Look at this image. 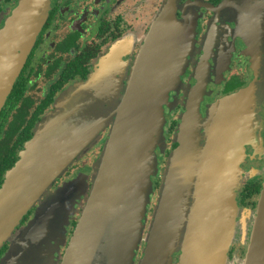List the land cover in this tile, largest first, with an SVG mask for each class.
<instances>
[{
    "label": "water",
    "instance_id": "1",
    "mask_svg": "<svg viewBox=\"0 0 264 264\" xmlns=\"http://www.w3.org/2000/svg\"><path fill=\"white\" fill-rule=\"evenodd\" d=\"M29 25L30 20L18 11L0 30V113L34 43ZM161 29L154 27L146 37L117 106L102 108L104 115L99 121L110 120L112 130L69 242L66 230L85 194L84 185H77L76 180L42 202L24 229H16L53 182L94 144L99 125L90 117L98 107L90 105L91 99L103 93L113 101L120 91L112 87H120V80L114 77L113 83L108 81L113 74L108 63L104 64L90 79L66 90L56 101L55 110L38 123L34 137L0 188V250L7 243L11 245L0 264H133L143 240L146 243L139 264H175L176 253L180 255L176 264H227L233 241L248 244L244 264H264V181L256 211L238 206L228 189L233 185L232 161L239 157L240 138L245 140L244 127L250 133L253 130L254 137L256 132L262 137L264 96L258 87L264 80V60L256 80L224 96L206 118L200 110V86L194 85L187 94V110L174 139L177 146L166 165L145 238V217L154 192L151 164L157 145L164 139L165 106L171 89L181 80L177 71L186 46L183 33ZM108 82L107 91L95 90L94 86ZM253 91L255 106L250 109ZM246 112L252 116L247 117ZM193 142L198 149L188 173ZM32 144L34 151L29 149ZM243 183L241 172L235 177L236 196ZM234 201L240 222L237 217L232 219ZM223 211L226 213L221 217ZM219 218L223 228L213 237ZM249 219L252 227L247 228ZM237 225L242 232L239 236ZM248 231L250 237L246 238ZM64 246L67 249L61 261H55L53 257L57 260L56 253L62 254Z\"/></svg>",
    "mask_w": 264,
    "mask_h": 264
},
{
    "label": "flooded vegetation",
    "instance_id": "2",
    "mask_svg": "<svg viewBox=\"0 0 264 264\" xmlns=\"http://www.w3.org/2000/svg\"><path fill=\"white\" fill-rule=\"evenodd\" d=\"M256 2L260 5L256 10L260 12L261 27L264 24V0H0V18L8 14L4 23L22 11L30 20L29 28L34 41L0 113V142L11 141L9 154H17L16 164L27 142L34 137L38 123L55 110L58 98L73 85L98 73L100 67L112 58L122 63L119 65L121 67L111 68L110 74L121 83L120 87L112 88L122 92L128 85L126 75L129 73V63L138 57L152 29L155 27L159 31L163 25L161 30L173 28L177 35L183 33L182 43L186 42L182 55L185 63L177 71L181 80L178 79L179 83L171 89L165 106L169 145L163 152L158 149L159 161L162 159L160 167L164 168L177 146L174 139L181 122L180 115L187 110L185 95L195 84L200 86V110L203 118H206L208 111L218 105L224 96L238 92L256 80L260 62L264 60V40L259 50L248 52L250 38L244 33L247 29L260 32L253 24L247 27L248 18L244 14L248 10V14L251 13ZM255 21L253 19L251 22ZM252 40L254 44L259 42L256 38ZM123 60L126 61L124 66ZM106 99V95L98 93L91 99L90 105L98 106V111H93L90 118L98 120L96 123L100 126H97L99 133L95 145L90 150L86 149L83 156L80 155L53 182L24 217L16 232L28 225L42 202L66 184L76 180L77 185H84V192L93 185L85 175H91L94 162L102 155L112 130L108 124L110 120L99 121L104 115L102 108L110 106V102H103ZM262 118L263 123L264 104ZM246 147L249 155L242 166L248 172H258L254 178L244 180L238 201L241 207L256 211L264 181V175L260 174L264 172V152L256 154L252 145ZM11 168L3 173L0 188ZM161 181V173L153 179L156 197ZM71 217L66 242L71 240L81 215L76 212ZM143 242L135 256L136 264L143 257L146 241ZM10 247V243H7L0 250V262ZM66 249L67 246H64L62 254L56 253L57 260L61 261ZM247 251L248 247L243 244L231 245L227 264H235V259H243ZM179 256V253L174 254V262L179 261Z\"/></svg>",
    "mask_w": 264,
    "mask_h": 264
},
{
    "label": "rangeland",
    "instance_id": "3",
    "mask_svg": "<svg viewBox=\"0 0 264 264\" xmlns=\"http://www.w3.org/2000/svg\"><path fill=\"white\" fill-rule=\"evenodd\" d=\"M252 7V6H251ZM260 7V5L258 4V2H256L255 3V8L254 7H252V12L254 13V14H252V12L251 13H249L246 17L248 18V22H247V27L249 28V27H251V25L253 24L254 26H255V28L257 29H260V32H259V30L257 31V30H255V29H251V30H246V32H244L245 33V35L246 36H248L249 38H250V41L248 42V47H247V50L246 51H248V52H256L255 51V49H257V50H259L260 48H261V43H263V40H264V28L262 29L261 27L264 25V24H262V26L260 27L259 26V23L261 22V20H260V15H259V11L258 10H256L257 8H259ZM7 16H8V14H6L4 17H3V19L2 18H0V30L4 27V25H5V20H6V18H7ZM250 19H251V21L254 19V20H256L255 22H251L250 21ZM262 23V22H261ZM177 25H179V24H177ZM254 38H256V41L258 42V44H254L253 43V40L252 39H254ZM130 47H131V44L130 45H128V49L130 50ZM262 50H263V48H262ZM136 59H137V57H136ZM136 59H133L130 63H129V65H128V68H129V73L126 75V79H127V83H129V79L131 78V74H132V69H133V65H134V62H135V60ZM121 62H123V66L125 65V62L126 61H121ZM129 62V61H128ZM185 63V60L184 61H182V64L181 65H183ZM120 64H122V63H120L119 62V60L117 59V58H112V59H110V60H108V66L107 67H109V68H112V67H118ZM101 69H103V67L101 66L100 67ZM184 71H185V69H184ZM91 78V76L88 78V79H90ZM112 80H113V82H114V75H112V77H109V79H108V81H110V82H112ZM87 81V80H86ZM118 81V80H117ZM82 82H84V81H82ZM110 82H108V84L106 85V86H94L95 88H97V89H95V90H98V88L99 89H103L104 91H107V89H108V87H109V85H110ZM112 82V83H113ZM80 83V82H79ZM177 83H179V82H177ZM195 86H197V84H195ZM125 88H126V86H125ZM254 90V89H253ZM124 91V90H123ZM122 91V92H123ZM190 91L191 90H189V92H187L186 93V95L185 96H187V94H189L190 93ZM122 92H120V94H119V96H117V97H114L115 99L112 101V99H111V96H106L108 99H111V102H110V106H111V108H113V107H115V106H117V103H118V100H121V97H122V95H123V93ZM254 93L252 94V96H251V98H250V101H249V108L250 109H252V108H254V99H256V94H255V91H253ZM258 92H259V94L260 95H262V97L264 96V80L262 81V84L258 87ZM101 94H103V93H101ZM107 100V99H106ZM188 100V96L186 97V100H185V103H186V101ZM264 104V103H263ZM98 107V106H97ZM263 109V108H262ZM183 114V113H182ZM182 114L180 115V118H181V116H182ZM247 117H251L252 116V114H250V113H247L246 112V114H245ZM165 116H166V114H165ZM261 116H262V113H261ZM262 121H263V118H262ZM262 121L260 122V128H261V135H262V137H260L259 136V133L258 132H256L255 133V137H254V131L252 130V132L250 133L248 130L246 131V128L244 127V129H243V136L245 135V140H244V138H240V148H239V152H238V155H239V157L237 158V160L235 161V159H233V161H232V166H231V169H232V173H230V179H232V181H233V185H229L228 186V189H230L231 191H232V193L230 194L231 196H233V195H235V198H236V200H237V202L236 201H234V203H233V207H234V210L232 211V214L231 215H233V217H232V219H235L236 217H237V221L238 222H240L241 221V216L240 217H238L237 216V214H238V208L237 207H235V202H236V204H238V206H240L241 207V205L239 204V201H238V196H236V194H235V188H236V185H234L235 184V177H237V176H240L241 175V172H242V176H243V180H247V179H251V178H254L255 176H257V170H252V171H250V172H248L246 169H244L243 168V166H242V163L244 162V160H246V158H247V156L249 155V152H248V148L246 147L248 144H250V145H252L254 148H255V153L256 154H259V153H261L262 154V152H264V148H263V146H264V133H263V127H264V122L262 123ZM81 124V123H80ZM109 124V126L111 125V122H109L108 123ZM166 126H167V119L165 120V124H164V139L162 140V143H159L158 145H157V147H156V149H155V151H154V155H155V157H154V160H153V163L151 164V169L152 170H154V172H151V179H152V181H153V179H154V177H156L158 174H160L161 173V175H162V178H163V175H164V173H165V168L168 166L167 165V163H168V160H167V162H166V165L167 166H165L164 168H161L160 167V165H161V158H160V161H159V157H160V155L158 154V149H161V152H163L166 148H168V145H169V142H168V136L166 135ZM198 131H201L200 129L198 130ZM202 132V131H201ZM246 136L248 137V140L246 139ZM168 142V143H167ZM93 145H95V143L94 144H92V145H90L87 149H91L92 148V146ZM26 147V146H25ZM24 147V148H25ZM196 148H197V143H195V142H193V146H192V152H191V154H190V157H189V160H188V166H187V168H188V173H190V169H191V164H192V160H195V158H192V156L194 157V155L193 154H195V152H196ZM29 149H31V151H34V149H35V145L34 144H32L31 146L29 145ZM198 149V148H197ZM245 152V153H244ZM82 155V154H81ZM242 155V156H241ZM83 156V155H82ZM101 157V156H100ZM100 157H98L97 159H96V161L94 162V167H93V171L91 172V175L89 176V174L88 175H85V178L87 177V178H89L90 180H91V182H92V179H93V177H94V173L96 172V170H95V165H97V163L99 162V160H100ZM255 157H256V155H255ZM254 156H253V158H255ZM82 158V157H81ZM84 158V157H83ZM80 161V160H79ZM196 162V161H195ZM240 166H241V168H240ZM255 169V168H254ZM240 170H241V172H240ZM247 173V174H246ZM246 174V175H245ZM260 174H263L264 175V172L263 173H260ZM89 186V185H88ZM153 190H154V192L151 194V200L149 201V203H148V207H147V213H146V217H145V224H146V228H145V234H146V236H145V238H146V240H147V237H148V233H149V230H150V226H151V223H152V220H153V216H154V210H155V206L157 205V203H158V199H159V192H158V194H157V197L155 196L156 195V192L157 191H155V189H154V183H153ZM243 185H241V187H242ZM89 189H90V186L89 187H87L86 188V192H85V194H84V197H83V200H81V201H78V204H77V206L79 205V208L77 207V209H78V211H77V209H76V212H78L79 214H80V210H81V203H83V202H85V200H86V198H87V195L89 194ZM239 195V194H238ZM154 196H155V198H154ZM226 210H228L229 209V205H228V208H225ZM29 213V212H28ZM37 213H38V211L36 212V214L34 215V217L37 215ZM225 213L226 212H222V215H220L221 217H224V215H225ZM239 215V214H238ZM72 218V217H71ZM33 220V219H32ZM251 220L249 219L248 220V222H247V228H248V226L249 227H252L251 225ZM220 218H219V220H218V222H217V225H216V228H215V230H214V233H213V237H215V236H218V233L222 230V228H223V222H221L220 224ZM244 225V224H243ZM236 230H237V233H236V235L237 236H239V235H241V233L242 232H240V230H239V226L237 225L236 226ZM249 230H250V228H249ZM63 231V230H62ZM66 232L68 233V231L66 230ZM67 233H66V235H65V237L67 236ZM250 237V231H248V233H247V236H246V238H249ZM233 244H243V245H245V246H247L248 247V244H244V243H242V242H236V241H233L232 242V244L231 245H233ZM230 245V246H231ZM140 246H142V244L140 245ZM141 249V247L138 249V250H140ZM248 252V251H247ZM246 255H247V253H245ZM246 255L244 256V258L243 259H241V260H239V261H237L236 259H235V264H244L243 262L245 261V259H246ZM235 256H236V254H235ZM53 259L55 260V261H58V260H56L54 257H53ZM227 261V260H226ZM133 264H136V261H135V259H134V263Z\"/></svg>",
    "mask_w": 264,
    "mask_h": 264
},
{
    "label": "trees",
    "instance_id": "4",
    "mask_svg": "<svg viewBox=\"0 0 264 264\" xmlns=\"http://www.w3.org/2000/svg\"><path fill=\"white\" fill-rule=\"evenodd\" d=\"M10 143L11 141L0 142V184L2 182V176L5 170L11 168L18 158L17 154H9V151L12 148Z\"/></svg>",
    "mask_w": 264,
    "mask_h": 264
},
{
    "label": "bare ground",
    "instance_id": "5",
    "mask_svg": "<svg viewBox=\"0 0 264 264\" xmlns=\"http://www.w3.org/2000/svg\"><path fill=\"white\" fill-rule=\"evenodd\" d=\"M28 15V14H27ZM29 20V19H28Z\"/></svg>",
    "mask_w": 264,
    "mask_h": 264
}]
</instances>
